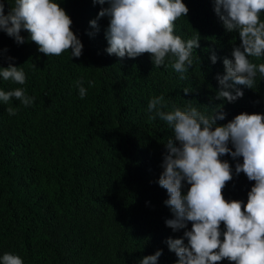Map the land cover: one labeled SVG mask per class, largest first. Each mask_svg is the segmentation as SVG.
Here are the masks:
<instances>
[{"label":"trees","instance_id":"trees-1","mask_svg":"<svg viewBox=\"0 0 264 264\" xmlns=\"http://www.w3.org/2000/svg\"><path fill=\"white\" fill-rule=\"evenodd\" d=\"M3 2L7 14L14 0ZM56 2L84 45L81 57L71 58L69 51L47 57L26 31L22 45L0 32L4 56L13 57L14 66L26 74L24 85L0 78V90L23 87L34 97L28 107L15 98L0 102V257L12 253L24 264H139L162 250L158 264H176L178 257L165 241L181 238L184 230L173 232L165 225L172 214L163 203L166 190L158 184L164 143L172 133L158 118L148 120V102L163 95L164 110L170 111L191 101L206 115L223 104L226 119L217 123L224 124L242 112L264 114V78L258 74L254 89L241 86L244 96L234 103L215 99L223 58H231L240 40L224 29L213 0H183L188 15L175 22V35L185 41L200 35L186 80L179 79L168 59L155 67L147 53L123 60L108 55V18L97 21L98 32L89 24L101 5ZM253 62L264 63V58ZM0 63L8 66L7 59ZM77 80L87 89L83 99ZM185 87L192 91L185 94ZM10 106L18 109L16 115L9 116ZM221 159L233 169L224 198L246 203L254 182L235 174L237 161L231 156Z\"/></svg>","mask_w":264,"mask_h":264},{"label":"clouds","instance_id":"clouds-1","mask_svg":"<svg viewBox=\"0 0 264 264\" xmlns=\"http://www.w3.org/2000/svg\"><path fill=\"white\" fill-rule=\"evenodd\" d=\"M101 5L90 27L99 31L97 21L107 17L105 29L108 55L119 59H135L149 54L153 66L165 65L166 59L186 80L193 65V52L200 47V35L188 40L175 35V22L188 15L183 0H92ZM214 12L224 29L238 33L240 43L231 58H223V74H217L215 99L234 103L244 96L243 88L254 89L257 76L264 78V0H213ZM9 5V4H8ZM104 5H107L104 7ZM73 21L56 0H14L5 14L0 0V32L13 38L17 45L25 43L22 31L29 34L38 51L45 56H60L69 51L71 58L83 54V43L72 30ZM94 32H89L93 36ZM8 66L0 63V78L24 85L23 68L14 66L13 57L4 56ZM211 62H217L213 53ZM35 66V65H34ZM94 81H88L89 87ZM79 96L87 94L82 80L75 82ZM242 86V87H241ZM185 94L192 90L185 87ZM15 98L24 107L34 103L26 89L0 90V102L9 104ZM163 95L153 96L147 105L148 120L166 123L172 136L164 143L165 152L158 184L166 190L163 202L172 214L165 225L173 232L183 231L181 238L169 237L165 243L178 257L176 264H264V114L242 112L224 124L223 104L210 114L201 112L191 101L183 109L175 105L170 111ZM18 109L8 107L9 116ZM231 146V147H230ZM237 161L235 174L243 173L254 184L247 202L226 200L223 189L233 180V169L227 160ZM242 158V162L240 159ZM186 189V191H185ZM189 223L191 228H188ZM223 225V228L221 227ZM162 250L143 257L139 264H158ZM0 264H24L12 253H4Z\"/></svg>","mask_w":264,"mask_h":264}]
</instances>
